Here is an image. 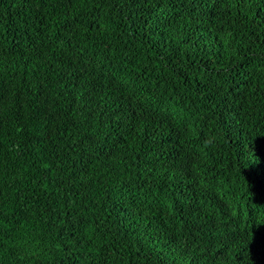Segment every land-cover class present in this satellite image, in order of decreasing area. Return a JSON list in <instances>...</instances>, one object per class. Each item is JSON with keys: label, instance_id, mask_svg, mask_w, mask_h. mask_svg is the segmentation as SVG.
I'll list each match as a JSON object with an SVG mask.
<instances>
[{"label": "trees", "instance_id": "16d2710c", "mask_svg": "<svg viewBox=\"0 0 264 264\" xmlns=\"http://www.w3.org/2000/svg\"><path fill=\"white\" fill-rule=\"evenodd\" d=\"M0 264H264V0H0Z\"/></svg>", "mask_w": 264, "mask_h": 264}]
</instances>
